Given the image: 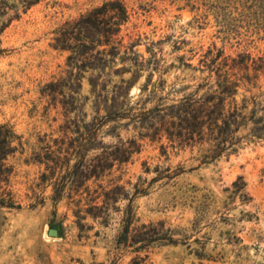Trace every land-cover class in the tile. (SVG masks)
Listing matches in <instances>:
<instances>
[{"label": "rangeland", "instance_id": "374dc122", "mask_svg": "<svg viewBox=\"0 0 264 264\" xmlns=\"http://www.w3.org/2000/svg\"><path fill=\"white\" fill-rule=\"evenodd\" d=\"M103 1L42 0L1 35L0 123L14 126L23 148L8 160L13 169L8 191L19 207L0 206V264H131L136 256L148 264H264V138L249 134L252 123L239 132L245 137L238 152L203 162L198 147L169 148L165 154L161 144H168L166 138H140L145 129L138 118H124L121 138H140L141 151L128 163L116 164L103 180L86 183L90 189L99 183L124 186L109 216L86 215V186L78 192L68 184L63 198L54 200L60 180H43L48 171L33 159L47 142L53 144L51 137L63 135L62 109L44 95L47 84L68 68V52L55 49L53 38L64 21ZM124 2L130 13L122 32L125 43L136 40V49L151 58L130 90L128 107L145 110L158 98L172 103L192 91L208 75L200 70L208 52L210 58L220 55L219 61L235 65L237 101L253 97L257 116L264 115V8L252 3L244 8L246 2L239 0ZM87 88L85 79L82 94ZM139 99L142 105H135ZM252 108L250 103L246 112ZM86 110L89 121L90 103ZM147 116L152 121V113ZM104 142L113 145L118 139L106 136ZM104 150H90L88 158ZM78 193H83L80 205ZM127 211L134 215L128 246L121 234ZM142 224L151 225L152 242L149 249L136 251L131 239ZM51 228L59 234L50 235Z\"/></svg>", "mask_w": 264, "mask_h": 264}, {"label": "trees", "instance_id": "16d2710c", "mask_svg": "<svg viewBox=\"0 0 264 264\" xmlns=\"http://www.w3.org/2000/svg\"><path fill=\"white\" fill-rule=\"evenodd\" d=\"M239 1L246 2L242 4L244 8L250 3L252 7L264 8V0ZM41 2L42 0H0V56L4 51L1 48V35L4 31ZM129 20L130 13L124 0H104L64 21L55 30L52 46L68 52V68L59 79L47 84L48 90L44 91V95L50 97L55 108L62 109L65 122L60 129L63 135L51 137L53 144L47 142L41 148L43 152H36L33 157L36 162L44 164L48 171L43 173V180L56 176L57 181L60 180L53 196L55 201L63 198L62 190L68 184L79 192L87 182L103 180L116 164L121 166L128 163L135 153L141 151L140 138L149 137L156 142H162L166 138L168 144H161L165 154H168L169 148L198 147L202 152L203 162H209L207 159L214 161L225 153L230 155L238 152L245 137L240 136L239 132L249 128L251 123L253 127L249 134L259 139L264 138V115L257 116L255 99L252 97L249 101L244 98L242 104L236 99L240 83L233 78L232 70L235 65H229L227 59L219 61L220 55L210 58L208 52L201 60L203 68H200L202 72L207 70L208 75L192 91L184 93L172 103H165L162 98H158L151 108L145 110L135 111L134 106L128 107L130 90L143 71L150 67L151 60L136 49V40L125 43L122 32ZM152 63V69H159L155 55H152ZM126 74L130 76L125 77ZM152 75L153 73H149L148 82ZM85 79L88 83L87 94H82ZM145 85L142 93L146 91ZM157 91L158 86L155 84L152 102ZM89 103L92 115L87 121L89 113L86 107ZM135 103L140 105L142 100ZM250 103L253 108L246 112ZM150 113L152 121L147 116ZM127 117L132 120L138 118L139 127L145 129V132L140 133V138L127 141L121 138L120 128L125 125L121 120ZM106 136L117 138L118 142L106 145ZM21 138L14 126L0 123V206L3 207H19L8 191L13 170L8 160L23 148ZM100 147L105 150L88 158L90 150ZM109 147H114V150H106ZM72 158L76 161L70 165ZM64 167L67 169L63 174ZM86 187V215L98 219L109 216L108 211L119 201V191L124 186L99 183L95 189ZM78 194L81 196L78 200L80 205L83 193ZM68 197L74 199L72 194ZM81 211H77L79 219L83 218ZM133 217L127 211L123 218L122 242L127 246ZM162 224L163 222H159V225ZM150 227L151 225L142 224L135 230L131 243L137 245L136 251L150 248ZM131 264L148 263L145 257L136 256Z\"/></svg>", "mask_w": 264, "mask_h": 264}, {"label": "water", "instance_id": "95a60500", "mask_svg": "<svg viewBox=\"0 0 264 264\" xmlns=\"http://www.w3.org/2000/svg\"><path fill=\"white\" fill-rule=\"evenodd\" d=\"M49 234L52 236H57L59 234V229L58 228H51L49 230Z\"/></svg>", "mask_w": 264, "mask_h": 264}]
</instances>
